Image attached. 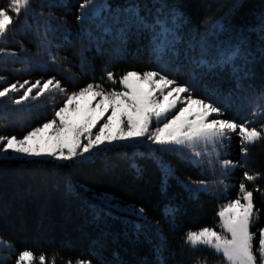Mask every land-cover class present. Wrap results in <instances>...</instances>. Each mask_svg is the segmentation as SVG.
Returning a JSON list of instances; mask_svg holds the SVG:
<instances>
[{"label":"trees","instance_id":"obj_1","mask_svg":"<svg viewBox=\"0 0 264 264\" xmlns=\"http://www.w3.org/2000/svg\"><path fill=\"white\" fill-rule=\"evenodd\" d=\"M83 2L32 0L27 15L22 14L0 40V47L15 53L0 55V77L5 78L0 89L17 81L54 76L68 93L92 82L110 90L106 71L118 80L128 70L163 69L181 84L198 77L193 85L195 96L213 88L230 94L229 104L221 103L224 115L220 118L248 119L257 127L264 124V116L251 115L255 106L264 103L260 100L264 58L258 52L248 64L251 75L239 81L231 67L208 71L194 64L202 44L226 37L213 28V20L225 25L239 21L258 8L261 0H239L241 6L232 15L227 14L236 0H136L147 9L159 3L176 7L184 15L175 50L168 51L163 60L153 55L150 32L133 28L121 34L124 17H116V13L133 0H96L108 5L111 13L104 10L96 17L86 15L78 20ZM7 3L0 0V6ZM145 11L142 8L141 14ZM46 24L55 31H47L51 44L43 47L40 41ZM251 40L253 46L258 44L256 35ZM48 52L57 62L49 60ZM23 91L0 98V134L21 137L52 119L66 98L65 93L53 91L14 104ZM213 99L220 103L221 96ZM230 136L222 146H207V155L198 163L189 159L187 150L151 148L139 141L102 147L83 161L23 157L0 161V264H15L18 253L25 249L35 254V264H39L40 254H45L46 264H52L53 258L55 264L69 260L75 264L78 258L92 264H196L198 259L222 264L219 254L205 247L191 248L184 236L189 229L216 226V213L236 198L242 180L253 191L255 207L260 210L252 230L264 227V140L248 146L244 155L239 137L235 133ZM225 159L243 166L229 169L225 176L219 163ZM132 163L139 166V173ZM165 166H170L173 174H168ZM245 171L260 175L247 181ZM200 180L206 182L207 190L198 188ZM101 193L115 198L119 208L99 198ZM129 205L143 207L144 216L126 211Z\"/></svg>","mask_w":264,"mask_h":264},{"label":"snow or ice","instance_id":"obj_2","mask_svg":"<svg viewBox=\"0 0 264 264\" xmlns=\"http://www.w3.org/2000/svg\"><path fill=\"white\" fill-rule=\"evenodd\" d=\"M31 3L32 0H8L7 5L0 6V40L8 35L22 14L27 15ZM240 6L239 0H236L227 15H232ZM79 7L81 16L77 17L78 20L86 15L96 17L104 10L110 13L112 11L108 5L96 0H84ZM142 8L146 9L143 15ZM85 9L89 10L88 13H85ZM119 16L124 17L125 24V28L120 30L121 34L133 28L151 33L153 55L158 59L163 60L168 51L174 52L178 25L184 22V15L178 8L154 3L151 9H147L145 5L133 0L116 13V17ZM212 25L214 29L219 28L221 33L226 34V37L202 44L200 57L194 61L195 66L208 71L231 67L238 81L250 76L248 64L255 58V54L258 52L264 58V0H261L258 8L250 10L239 21L234 20L225 25L220 20H213ZM49 30L55 31L46 24L45 36L40 41L43 47L51 44L47 40ZM253 35L257 36L256 46L252 45ZM7 54L15 53H8L5 48L0 47V55ZM48 56L51 62H57L51 52H48ZM241 60L242 64H238L237 61ZM105 75L112 85L110 90L103 84L92 82L78 91L68 93L61 81L54 76L46 80L37 79L35 82L17 81L0 89V98L24 89L19 98L12 101L14 104L30 98L36 99L53 91L65 93L66 97L63 106L54 110L52 119L31 128L21 137L0 134V161L21 157L51 158L63 162L83 161L98 153L102 146L144 139L164 148L180 146L179 150L195 149L201 144L215 148L230 140L231 133L239 137L240 151L247 155L248 146L264 140V124L257 127L248 119L238 122L235 119L220 118L224 115L221 103L227 106L230 94L220 93L213 88L203 96H195L196 89L193 85L198 82L196 76L181 84L170 78L163 69L143 72L128 70L118 80L111 71H106ZM4 79L0 77V82ZM117 85L120 90H117ZM214 95L221 96L220 103L213 99ZM88 96L92 100L97 97L100 99L95 105L89 101L82 109L79 101ZM260 100L264 101V93ZM109 110L110 114L105 117ZM251 115L264 116V103L255 106ZM154 122L155 127L152 126ZM98 124V130L93 132ZM202 155L207 153H192L194 160ZM215 155L218 157L220 153L216 152ZM219 163L225 176L229 169L243 166L227 159ZM131 167L137 173L141 171L135 163ZM165 169L168 174H173L170 166H165ZM259 175L245 171L243 177L244 180L255 181ZM198 187L207 190L204 181H200ZM255 191L260 189L256 188ZM99 198L110 207L119 208V202L110 198L107 193L99 194ZM125 210L140 217L145 213L143 207L137 208L134 205L127 206ZM166 211L171 213L174 210ZM259 214L260 210L254 204L253 191H249L242 180L236 198L228 200L216 213L218 224L189 229L185 233L184 242L193 249H211L222 257V264H264V227L252 230ZM36 260L35 254L30 249H25L18 253L16 264H35ZM38 261L39 264H46L45 254H40ZM52 264H55V258ZM67 264H73V261L69 260ZM75 264H92V261L78 258ZM196 264H206V261L198 259Z\"/></svg>","mask_w":264,"mask_h":264},{"label":"rangeland","instance_id":"obj_3","mask_svg":"<svg viewBox=\"0 0 264 264\" xmlns=\"http://www.w3.org/2000/svg\"><path fill=\"white\" fill-rule=\"evenodd\" d=\"M117 90H120V88L119 89H117ZM99 97H97L95 100H92V98H91V96H88V97H86V98H81V100L79 101V104H80V106H81V108L83 109L86 105H87V103L89 102V101H91V103L93 104V105H95L98 101H99ZM97 114H99V110H97ZM110 114V110H109V112L108 113H105V117L107 116V115H109ZM170 118V117H169ZM100 123L102 124L103 123V120H101L100 121ZM99 124L97 125V128L96 129H93V132H95V131H97L98 130V128H99ZM153 127H155L156 126V123L154 122L153 123V125H152ZM85 143H86V141H84ZM140 143H144L145 145H148V146H150L151 148H153V146H155L156 144H152L151 143V141H147L146 139H144V140H141V141H139ZM120 143H125V142H120ZM157 146H160V145H157ZM209 146V145H208ZM218 146H222V145H220V144H218ZM102 147H105V146H102ZM160 147H162V146H160ZM169 148H174V149H180V146H170ZM184 150H187V156L189 157V159L192 161V162H194V163H197V162H195V160H202L203 158H202V156H200L199 158H195V160H194V158L192 157V153H193V151H203V152H205V153H208V148H207V146H205V145H203V144H201L200 146H198L197 148H195V149H184ZM23 158H26V157H23ZM200 181H204V180H200ZM200 181H198V185H199V182ZM205 182V181H204ZM199 188V187H198ZM217 230H219V229H217ZM16 264V263H15Z\"/></svg>","mask_w":264,"mask_h":264}]
</instances>
